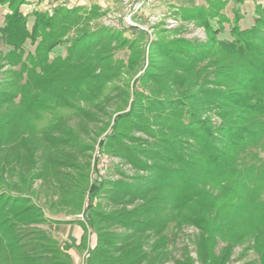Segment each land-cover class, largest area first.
I'll list each match as a JSON object with an SVG mask.
<instances>
[{
	"label": "trees",
	"instance_id": "obj_1",
	"mask_svg": "<svg viewBox=\"0 0 264 264\" xmlns=\"http://www.w3.org/2000/svg\"><path fill=\"white\" fill-rule=\"evenodd\" d=\"M24 4L25 0H0V5L8 10L0 27V38L6 47L2 60L10 67H18L12 78L21 80L22 74L27 73L28 85H24L27 93L21 92L19 85L10 87L16 95L27 98V112L34 115L35 109L53 112L56 102L70 107L73 99L89 97L99 87L95 81L100 78L94 73L103 63L99 56L107 57L105 51L113 42H118L119 48L134 49L129 68L143 70L145 47L134 45L139 38L143 39L142 31L134 30L138 40L127 45L121 39L122 32L90 25L97 14H102L97 8L59 6L51 13L34 10L23 15L20 7ZM224 6L213 1L206 8L180 12L186 19L203 21L210 33L208 41L184 38L155 41L151 47L164 54L165 66L156 68L160 73H152L148 66L133 83L146 84L143 79L148 78L158 84L160 79L168 78L171 86L159 92L154 88L144 91L133 85L131 98L127 94L131 99L128 111L116 113L110 131L99 142L100 153L122 157L149 175L137 176L131 183L91 182L86 163L75 168L76 177L62 173L63 177L53 185L60 203L71 202L77 210L85 196L88 198L83 218L90 233L95 235V243L87 250L83 264H164L171 259L169 246L183 226L198 231L194 246L200 264H224L229 252L246 239L252 241L248 242L257 260L245 264H264V213L263 225L250 222V228H233V223H243L234 216L243 204L247 206L255 201L257 194L264 203V181L257 187L244 181L248 166L264 169V161L259 157L261 151L264 153V9L256 7L254 25L248 30H240V16L235 13L230 27L232 39L225 40L217 37L221 26L214 29L210 22L214 18L219 23L224 21L221 13ZM29 16L33 17L31 24ZM73 32L74 35H68ZM27 42L33 51H25ZM61 45H67V54L50 59L53 49ZM44 76L61 85L34 91L32 78L43 81ZM210 76L214 84L208 88ZM62 85L72 87L67 90ZM176 90L182 91L175 94ZM8 97L2 95L0 100L7 102ZM73 110L88 122L96 120L98 115L83 106ZM146 112H154V118L149 120ZM207 112L218 117L220 122L216 126L210 118H202ZM107 113L105 109L103 114ZM60 118H51L56 124L44 129L56 131L63 137L61 141L50 136L44 137V146L36 140L27 146V174L36 169L27 176V191L30 181L46 176V165L63 164L53 159L46 162L45 170L38 167L42 154L52 152L58 145L66 146L63 144L73 136L66 122H58ZM131 128L146 138L129 136ZM124 140L136 145L131 148ZM212 171L216 174L214 183L206 189L198 188L201 175ZM3 173L0 169V262L71 264L66 252L69 246H61L36 227L48 220L31 203L32 195L21 194L19 190L23 188L5 183ZM55 175H60L58 170ZM8 187L17 194L12 196L5 191ZM200 202L198 208L190 205ZM189 205V214L184 215L181 209ZM74 211L69 213L75 214ZM172 222L174 225L170 226ZM25 238L27 242L21 241ZM218 241L225 246L216 252ZM181 256L182 259L175 260L176 264H194L186 246Z\"/></svg>",
	"mask_w": 264,
	"mask_h": 264
},
{
	"label": "rangeland",
	"instance_id": "obj_2",
	"mask_svg": "<svg viewBox=\"0 0 264 264\" xmlns=\"http://www.w3.org/2000/svg\"><path fill=\"white\" fill-rule=\"evenodd\" d=\"M137 1L133 3L136 4ZM130 4L131 3L126 5V9L121 12L122 14L120 16L97 14V16L90 22V25L92 27L104 26L109 30H117L119 33L122 32L121 39H125L127 41V45L128 42L133 43L134 40H138V36L134 30L142 31L144 33L143 39L140 40L139 38V41H137V43L134 42V45L136 44L139 48L142 46L145 47L143 70H133V68H129V61L133 58L132 51L134 49L130 51L126 48L127 46L119 48L118 42L117 44L113 42L105 51L108 56L104 58L99 56V58L102 59L101 62L103 63H101V66L99 64V67L94 72L100 78L98 79L100 81H95V84L99 85L98 89L93 90V93L89 94V97L86 95L87 98L83 100H78V98L73 99L70 103L71 106L69 105L70 107H65L61 105L60 102H56V104H53V112L49 109H35L34 113H37L38 116H36L37 114L34 115L31 111L27 112V98H21V95H16L14 90L10 88L14 85H19L20 91L27 93V88L24 87V85H28L27 80L25 81V79H27V73L22 74L23 78L21 80L13 79V71H17L18 67H10L5 64L4 60H2V57L6 53V47L0 38V52H2L0 54V96H9L7 102H2L0 100V169H3L4 171L3 179L5 180V183H13L17 187L23 188L19 190L21 194L27 193L32 195L31 203L35 208L40 209L41 214L48 220V223L36 226L41 230V227L49 224L51 221L66 220L65 216L71 214L69 212L73 210H75L74 213L83 211L87 205L88 198L86 196L81 207H79V210L73 208L71 202L60 203L59 194L56 189H53V185H57V179H61L63 177L62 173H71L76 177L75 168L78 167V165H85L88 163L87 173L89 175V181L91 182L126 181L131 183L137 176L147 177L149 175L145 170L134 168L122 157L110 155L108 153H100L99 142L110 131L113 118L117 115L116 113L120 111L121 113H125L128 111L131 99H128L127 94L129 92V97L131 98L134 88L133 85H138V87L142 88L144 91H149L154 88L159 92H162L161 90L163 87L167 88L171 86V82L168 78L160 79L158 84L151 82V80L149 81L148 78L143 79L146 81V84H143V82L139 83L138 81V83H133L140 74L146 71L147 68L151 67L150 71L152 73H160L156 70V68L159 66H165V64H162L164 54L159 50H153L154 48L151 47L155 41L165 39L168 42H171L173 40L184 38L188 40L206 42L210 37V33L206 31L202 20L186 19L184 16L180 15L181 11H172L170 15L166 16H153L146 15V9L151 6L141 7L137 10L128 8V5ZM223 10H225V6ZM223 10L221 13L225 16V18L222 23H219L217 18L212 19L210 22L214 29H219L221 26L222 30H220V33L217 35L219 39L231 40L232 36L230 34V27L234 16L230 13L232 12L230 11V8H228L227 11ZM20 11L23 15H27V8L20 7ZM7 12L8 10L6 6L0 5V27L3 25L4 15ZM235 13L240 16L238 21L240 30H248L254 25L255 20H252V24L247 26L249 19L246 20V26L240 25V20L244 13L241 12V9L235 11L234 14ZM128 15L131 16V22L134 25H130L126 21ZM74 34V32L72 34L68 33L70 36ZM67 45H61L54 48V52L49 55L50 59H52L55 55H61L62 57L66 55L68 52L66 49ZM27 50L33 51V46H30L28 42L25 44V51L27 52ZM92 54H94V52ZM112 64L114 66H112ZM44 77L43 81L38 80V78H32L31 85L34 87V89L32 88L34 91H46L49 87L51 88L55 87V85H61L50 80V78L47 79L46 76ZM212 79L213 78L211 76L207 77V85H209L208 88H211V85L214 84ZM174 86L177 87L178 85ZM66 87L68 90L72 87V85H68ZM172 88L174 89L173 86ZM181 91L182 90H176L175 94L176 92L179 94ZM80 106H83V108L85 107L90 113H97L98 115L95 116L96 120L88 122L85 119L80 118L75 110H73L74 107L78 108ZM105 109L106 112H108L107 115L103 114ZM111 113L114 114L109 116ZM145 114L149 120L154 118L152 115L154 112H146ZM59 116H61V120L58 122H66V124L72 129L73 136L70 137L71 139L66 140L68 141L67 144H63L66 146L58 145L52 152L49 150L50 153L42 154L43 158L42 161L40 160L38 162V167H42V170H45L44 167L45 164H47L46 162L50 163L53 159L63 164L59 167L46 165V176L43 175V178H36L30 181L29 191H27V176H31L36 172V169L33 168L30 173L27 174V146L35 140L44 146V137L49 138L50 136H55L58 141H61L60 139H63V137L56 131L47 132L44 129L52 123L56 124L53 120V122L51 121V118ZM204 117L210 118L214 126L220 122L214 112L204 113L202 118ZM128 135L137 139L146 138L143 133L135 131V129L132 128ZM124 143L127 146L129 145L131 148L136 145V143L129 140H124ZM87 148L89 150L85 152ZM62 152L64 155L60 154ZM259 157L262 161H264V153L262 151L260 152ZM141 159L147 161L142 157ZM148 163L150 162L148 161ZM248 167V171L244 173V175L246 174L244 181L245 183H249L250 185L257 187L264 181V169L262 167L255 169L252 168L253 166L251 165ZM55 170H58L60 175L53 176ZM201 176L202 178L198 182L197 187L200 189H206L210 187L209 184L214 183V177L216 174L212 171L206 172V174H202ZM5 191L9 192L12 196L17 194L15 189H11L9 187ZM261 199L260 194H257L255 201L247 203V206L243 204L240 209L236 211L234 216L237 219L243 220V223L239 225L233 223L234 229H237V227L240 226L243 228L245 226L249 227L251 225L249 224L250 222L261 223L260 225H263L261 222V219L263 218L261 217L264 213V203H262ZM96 201L102 203L105 202L104 199H94V202ZM190 205L198 208L201 206V202L198 204L192 203ZM190 205L186 207L184 206L181 209L184 215L189 214L191 208ZM128 208H130V206ZM67 217V219L82 220L81 217L78 218L75 217V215ZM231 217H233V215ZM172 223L170 226L174 225V223ZM20 229L27 231L24 227ZM197 234L198 231L194 227L183 226L181 231L176 233V239H174L173 243L169 246L171 259L164 264H176L175 260L182 259L181 253L185 246L189 251L190 257L194 260V264H200L196 259L194 246V237ZM24 240L27 242V238L21 241ZM248 241L249 239H246L244 243L234 247L229 252L224 264H245L249 261L257 260V255L253 252L250 246L252 241H249L250 243ZM223 246H225V243L218 241L216 252H219ZM0 264L5 263L0 262Z\"/></svg>",
	"mask_w": 264,
	"mask_h": 264
},
{
	"label": "crops",
	"instance_id": "obj_3",
	"mask_svg": "<svg viewBox=\"0 0 264 264\" xmlns=\"http://www.w3.org/2000/svg\"><path fill=\"white\" fill-rule=\"evenodd\" d=\"M135 1L137 0H25L26 4L22 5L21 8H27V14L34 10L51 13L53 9L59 6L69 9L74 7L97 8L103 15L120 16L121 12L126 9V5ZM213 1L224 3L225 10L223 11L230 8V11H232L230 13L233 16L235 11L241 9L244 14L240 20V25L244 26H246L247 19H249V23H246L247 26L252 24V20L256 17L255 9L257 6L264 9V0H154L155 6L147 8L146 15L166 16L170 15L172 11L206 8ZM28 21L31 24L33 17L29 16ZM70 215L81 217L82 220L67 219V216ZM67 216H65L66 220L64 221L49 223L41 228L61 246H69L66 252L71 258V264H83L87 250L95 243V235L90 233L85 225L83 211Z\"/></svg>",
	"mask_w": 264,
	"mask_h": 264
},
{
	"label": "built area",
	"instance_id": "obj_4",
	"mask_svg": "<svg viewBox=\"0 0 264 264\" xmlns=\"http://www.w3.org/2000/svg\"><path fill=\"white\" fill-rule=\"evenodd\" d=\"M155 5V2L154 0H139L137 1V3H132L130 5H128V8H131V9H140L141 7H147V6H153ZM136 10V11H137ZM126 21L130 24V25H134L132 22H131V16L128 15L127 16V19Z\"/></svg>",
	"mask_w": 264,
	"mask_h": 264
}]
</instances>
